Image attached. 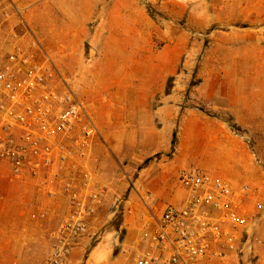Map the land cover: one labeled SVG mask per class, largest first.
<instances>
[{
    "label": "rangeland",
    "instance_id": "obj_1",
    "mask_svg": "<svg viewBox=\"0 0 264 264\" xmlns=\"http://www.w3.org/2000/svg\"><path fill=\"white\" fill-rule=\"evenodd\" d=\"M67 2L70 10H80L84 23L77 44L72 48L69 38H59L58 49L52 52L45 42L49 38L39 40L62 77L86 104L100 133L105 135L99 149L107 155L108 162L97 171L95 181L92 171L85 168L87 159L80 161L74 171L78 183L88 173L90 183H94L101 195L99 206L89 218L87 234L76 240L66 264L74 250L78 264H90L93 262L90 252L96 246L100 251L98 264H130L138 249L137 233L144 215L138 212L135 215L134 211L130 214L129 196L135 191L137 169L147 162L131 169L126 158L116 160L114 145L121 143L119 149L131 152L140 137L145 135L148 140V131L134 130L140 115L147 116L148 124L155 130L151 160L166 161L172 157L175 149L170 145L172 133L176 132L177 144L178 136L188 132L184 130L187 120L192 125L199 118L222 119L234 134L242 137L250 168L249 179L240 184L252 190L248 206L259 215L253 229L254 254L257 264H264V114L260 122L251 121L242 127L233 123L227 110L230 103L240 104L247 93L243 75L246 67L256 66L258 57L264 55V26L247 25L243 19L246 13L243 5L247 1ZM113 3L120 9L118 26L117 18L108 16ZM197 131L192 128L191 134ZM29 182L37 184L33 180ZM38 191L46 200L44 207L37 212L35 205L32 208L29 205L19 213L27 219L35 214L33 219L41 221L44 243L37 250L26 252L24 264H40L49 255L50 235L66 213L63 200L49 199L41 189ZM257 204H262V209ZM130 218L135 221L129 229Z\"/></svg>",
    "mask_w": 264,
    "mask_h": 264
},
{
    "label": "built area",
    "instance_id": "obj_2",
    "mask_svg": "<svg viewBox=\"0 0 264 264\" xmlns=\"http://www.w3.org/2000/svg\"><path fill=\"white\" fill-rule=\"evenodd\" d=\"M12 16L9 38L0 37V164L36 182L47 198L64 201L66 213L40 264H66L101 195L88 173L78 183L74 171L102 136L20 10L0 0L1 33ZM178 183L183 199L159 215L147 211L130 264H257L253 229L259 215L248 206L250 187H233L199 169L181 171Z\"/></svg>",
    "mask_w": 264,
    "mask_h": 264
},
{
    "label": "crops",
    "instance_id": "obj_3",
    "mask_svg": "<svg viewBox=\"0 0 264 264\" xmlns=\"http://www.w3.org/2000/svg\"><path fill=\"white\" fill-rule=\"evenodd\" d=\"M12 1L20 10L25 24L30 28V25L37 26L31 29L38 38H49L45 42L49 44L52 52L58 49L59 38H69L67 39L70 40L69 47L74 48L77 44L84 23L81 22L80 10L78 8L70 10L66 0ZM246 1L247 3L243 5L245 8L243 10H246L243 19L247 25L264 26V0ZM108 10L109 17L113 20L117 18L116 26H118L119 5L113 3ZM15 22L14 16L10 24L6 26V32H0L1 38H9L11 25ZM112 24V38H114L115 22L113 21ZM48 56L51 58L49 54ZM258 58L256 66L246 67L243 73L246 77L247 93L244 94L242 102L240 104L230 103L227 106L233 123L242 127L251 121L260 122V116L264 114V55L261 54ZM245 100L256 101L252 103L245 102ZM168 110L173 112L171 108ZM238 115H241L239 119ZM138 119L135 121L134 130L137 133L142 130L148 131V140H145V135L140 137L138 143L135 144L136 149L131 152L119 149L118 145L121 146V143L114 145L115 156L118 158L116 160L126 158L131 164V169L147 162L136 171L133 182L135 191L129 196L133 208L130 214L133 211V214L142 213L145 218L147 211H153L159 215L167 205L179 204L185 195L178 183L179 173L183 170H203L215 179L228 181L233 187H239L240 183L249 179V153L244 140L241 136L234 134L222 119L202 120L199 118L192 125L191 121L187 120L184 123V130L188 132L178 136V143L174 147L172 157L166 161L150 159L153 154L152 140L155 130L151 123L148 124L147 116L140 115ZM192 128L198 131L191 134ZM102 139L104 142L105 135H102ZM167 140L168 138H166V143ZM103 142L93 147L91 156L84 162L85 168L92 171L94 181L97 179V171L99 172L102 165L108 162L107 155L99 149ZM138 147L141 149H137ZM93 170H96V173ZM36 186L30 184L27 179L15 177L9 166L0 164V264H24L26 252L37 250V247L44 243V226L41 221L33 219L35 214L32 219H27L19 213L23 207L29 205H31L30 208L35 205L37 212L44 207L46 200ZM133 218L129 220V227L127 226L129 229L134 224ZM97 247L90 252L93 261L90 264L99 263L100 251L96 250ZM78 261L74 250L70 254L69 264H78Z\"/></svg>",
    "mask_w": 264,
    "mask_h": 264
},
{
    "label": "trees",
    "instance_id": "obj_4",
    "mask_svg": "<svg viewBox=\"0 0 264 264\" xmlns=\"http://www.w3.org/2000/svg\"><path fill=\"white\" fill-rule=\"evenodd\" d=\"M170 145H171V149L173 150L175 145H176V132L172 133V138H171Z\"/></svg>",
    "mask_w": 264,
    "mask_h": 264
}]
</instances>
